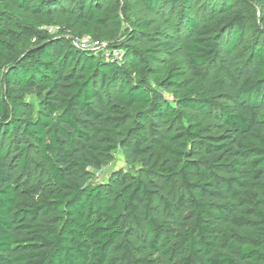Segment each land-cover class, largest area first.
Listing matches in <instances>:
<instances>
[{
	"label": "trees",
	"instance_id": "1",
	"mask_svg": "<svg viewBox=\"0 0 264 264\" xmlns=\"http://www.w3.org/2000/svg\"><path fill=\"white\" fill-rule=\"evenodd\" d=\"M0 264H264V0H0Z\"/></svg>",
	"mask_w": 264,
	"mask_h": 264
},
{
	"label": "rangeland",
	"instance_id": "2",
	"mask_svg": "<svg viewBox=\"0 0 264 264\" xmlns=\"http://www.w3.org/2000/svg\"><path fill=\"white\" fill-rule=\"evenodd\" d=\"M115 0H107V3H113ZM201 3L203 1H200ZM200 5V4H199ZM144 11L142 10L141 5H138L134 11L135 16L136 15H142ZM260 9L257 8V18H259L260 16ZM154 18V26L153 27H161L162 23H161V19H158L157 17H152ZM257 18L253 17L252 21L254 24L259 25L260 27H263V25L261 23H259L257 20ZM56 29H54L53 31L55 32ZM104 31V30H103ZM102 31V34H103ZM103 42L108 43L106 40H103ZM256 42V39L253 35V33H250L249 35L246 36L244 44L240 47V50L243 51L244 53L249 52L248 47H250L252 45V43ZM179 55H181V53H176L174 55H170V56H163L162 58L164 60H166L168 63L172 62V63H176L177 62V57H179ZM27 102L31 105L32 107V114L34 116H36L39 113V109H40V104L39 101L37 100V98L35 96H31L27 98ZM203 120H205L206 122H209L210 120H206V117H203ZM139 171L138 167H131L127 164L126 160H125V156L123 154V152H121L120 150L115 151L113 154V159L108 162L106 164V166L103 168V170L101 171H93V181L96 183H105L109 180V178L111 177L112 174H114L115 172H126V173H130V174H137Z\"/></svg>",
	"mask_w": 264,
	"mask_h": 264
},
{
	"label": "built area",
	"instance_id": "3",
	"mask_svg": "<svg viewBox=\"0 0 264 264\" xmlns=\"http://www.w3.org/2000/svg\"><path fill=\"white\" fill-rule=\"evenodd\" d=\"M54 29H56L55 32L58 31V28H54V27L51 29H47V31L53 34ZM73 42L81 50L89 51L94 54H102L103 56L106 57H113L114 59L117 60H120L123 55L121 50H109L108 43L102 42L100 40H96L88 35L83 38H75Z\"/></svg>",
	"mask_w": 264,
	"mask_h": 264
}]
</instances>
